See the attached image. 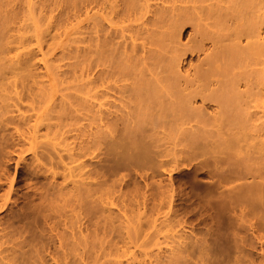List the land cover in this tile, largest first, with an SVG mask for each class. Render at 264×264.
Returning a JSON list of instances; mask_svg holds the SVG:
<instances>
[{
  "label": "bare ground",
  "instance_id": "1",
  "mask_svg": "<svg viewBox=\"0 0 264 264\" xmlns=\"http://www.w3.org/2000/svg\"><path fill=\"white\" fill-rule=\"evenodd\" d=\"M256 1L63 0L61 4L52 0L55 7L62 9L58 10V15L51 6L43 10L41 18L48 21L47 27L38 30L35 20L33 25L36 29L32 27L36 30L35 35L32 34L34 36L28 35L31 30H25L30 38L35 37L33 43V39L23 34L24 30L22 33L21 28H17L18 0H0V52L4 55L0 54V59H4L3 64L0 61V97L7 103L2 102L3 107H0V164L13 161L11 154L18 153L16 140H28L35 149L30 165L34 177L47 179V183L45 180L41 186H35L34 197L39 202L35 206L33 204L31 210L25 208L22 215L23 219L31 217L35 221L29 220L33 223L32 227L20 229L21 233L19 230L6 232L0 219V264H50L49 258L54 264H101L102 258H107L103 264H147L144 259L138 260L136 255L123 261L121 256L125 255L126 249H130L123 246L125 250L119 253L122 250L117 247L119 241L108 237H117L122 233L117 238L125 240V245L138 244L145 235L142 223L146 218L143 221L144 211L141 210L147 207L150 192L147 193L148 189L145 190L137 179L129 188L131 183L125 177L112 178L117 157L114 156L113 162L108 156L118 149V160L122 158L119 156L121 153L127 156L138 152L142 155L143 151L147 154V151L154 152L158 161L154 164L152 160L156 166L151 170L156 168L159 171L154 170L150 175L142 170L147 172L140 173L146 182L161 171L171 176L186 166L182 160L189 152L205 151L207 148L216 153L212 173L215 177L218 175V187L223 188L217 197L223 206L244 198L264 203V0ZM255 2L257 6H254ZM84 22L88 23L83 25ZM185 37H188L186 41ZM65 45L68 52L54 53L55 49ZM35 48L41 57L37 56ZM66 57L73 58V62L60 64ZM195 58L196 63L193 62ZM40 61L46 69L44 73L36 71ZM252 62L259 66L248 68ZM64 66L72 69H59ZM76 73L80 75L78 80L83 87L78 88L79 91L76 89L79 95L74 93L75 98L63 95L59 107L53 106L46 114L38 113L39 110L33 122L32 115H14L16 110L11 108L18 107L19 111V104L24 98L33 102L38 99L40 102L53 100V87L50 85L52 88H47L43 78L67 80L69 74L76 77ZM6 99L13 103H8ZM257 108L263 109V113ZM82 109L86 110L85 114ZM77 113L84 114L79 116L83 120L87 116L90 121L85 127L75 129L77 136L85 137L79 143L62 149L60 143L50 140L51 136L47 141L39 140L42 128L48 134L61 133L66 128L65 119L75 118L77 121L80 118ZM44 115L49 117L44 118ZM18 116L19 121L16 119ZM8 127H12V132L9 135L2 133ZM170 138L174 140L169 141L171 144L166 141ZM24 156L23 151L19 152L17 164L25 160ZM83 157L97 161L87 162ZM247 176L260 180L247 183ZM59 177H62V182L58 181ZM69 184H72L70 188ZM144 185L152 186L149 182ZM12 186L11 183L10 191ZM123 188H127L137 200L134 207L137 205L138 211L133 216L125 210L130 205H125L127 208L122 211L123 204L115 213L111 207L114 202L111 204L105 199L106 195L111 196L118 191L131 197ZM123 190L126 192L122 193ZM155 192L151 193L156 195ZM168 192L162 189L159 208L168 199H164L168 197ZM59 199L71 200L73 211L76 210L75 222L79 224V229L70 228V236L65 231H59L60 225H67L62 219L65 207L61 208ZM158 200L155 199V204L150 201L158 208ZM5 206L0 204V212ZM243 211L238 214L239 217L244 218ZM84 218H87L88 224L83 222ZM116 220L118 225H115ZM84 228L89 231L86 235L83 234ZM100 232L106 240L97 239L99 246L96 241H82L83 236L87 239L100 238ZM16 233L20 234L21 240H17ZM183 236H173V243H176L175 238L178 242L170 251V264H185L190 246L181 247ZM68 238L75 241L73 245L67 242ZM183 239H186L185 236ZM56 242L59 245L55 246ZM79 242H83L87 250L82 255L78 254L79 261L68 260V249L76 251L81 244ZM185 252H188L187 255Z\"/></svg>",
  "mask_w": 264,
  "mask_h": 264
},
{
  "label": "rangeland",
  "instance_id": "2",
  "mask_svg": "<svg viewBox=\"0 0 264 264\" xmlns=\"http://www.w3.org/2000/svg\"><path fill=\"white\" fill-rule=\"evenodd\" d=\"M57 1L61 2V4H63L62 3L63 0H57ZM256 2L259 3L258 0ZM256 2H255L254 6H257ZM151 3L154 4L155 2L151 1ZM18 6H19L18 7V11H19L18 14L19 15L17 16V19H18V21H17L18 27L17 28H21V32H22V30H24L23 31L24 33L22 32L24 35L26 33L28 34V32H25L26 29H27V31L31 30L28 34L30 36L32 34L35 35V31H36L35 26L38 27V30H44L47 27L48 21H45L44 19L41 18L44 15L43 10L45 11L51 6L52 8L55 9L54 11L57 14H55L54 12L53 13L55 15H58V12L62 9V8H60V10H59V8L55 7L52 3V0H18ZM40 12L42 13V15ZM35 20H37V24L35 23L34 24L35 26H34L33 23ZM86 23H88V22H84L83 25H86ZM33 26L35 27L34 30L32 28ZM33 31H34V33H33ZM34 35H32V36H34ZM28 38H30V37L28 36ZM30 39H33V41H32L33 43L35 42V37L30 38ZM187 39H188V37H185L184 40L186 41ZM68 44H66V45H68ZM66 45L64 47H59V48L55 49L54 53L55 54L57 53V55H59L62 51H64L65 53L68 52L67 48H65ZM73 47H74V44H73ZM64 49H66V50H64ZM35 51L37 52V56L41 57V53L37 51V48H35ZM1 52H0V54L3 55ZM57 55L55 56V58L57 57ZM49 57H51V56H49ZM68 58L69 57H66L63 61L60 62V64L64 65V64H68L69 62H73L72 61L73 58L72 59L69 58L71 60H68ZM75 60L76 59H74V61ZM0 61H2V59H0ZM3 61H4V59H3ZM3 61L1 64L4 63ZM36 61L37 60H35L34 62H36ZM193 62L196 63L197 58H195L193 60ZM252 63H253L252 66L250 65L251 67L248 66V68L252 69L253 66H255V68H257L259 66V65H256L255 62H252ZM43 65L44 64L42 61L37 62V67H36L37 70L36 71L39 73H44V71L46 69ZM59 69L63 70V69H72V68L64 66V67L59 68ZM59 69H58V71H60ZM77 70H78V67H77ZM56 71H57V69H56ZM79 73H80V70H79ZM75 76L76 77L73 76L74 77L73 78L71 76V74H69V77H68L69 79H67V80L63 79L64 81L59 77L61 79L60 82H59V78L53 79V80H49L48 78H47L48 79L47 80L46 78H43V80L45 81L44 84L47 86V88L53 87L52 88L54 91L53 100H51L50 102H44V101L40 102L41 100L38 99V100L33 102L31 99L24 98V100L21 101L19 104V111L17 110L18 107L17 108L15 107L16 109L13 107L11 108L13 110H16V111H14L15 114L14 113L13 114L14 115H20L22 113V114H25L27 116L32 115V122H33L34 118L36 117L35 114H37V112L39 110L40 111L38 113L46 114L50 108H53V106L56 107V106L60 105V103H61L60 101H61L63 95L65 96V95L69 94L68 96H71V95L74 96L73 95L74 93H75V95L78 94L79 89H82L81 87H83V83L80 84L81 82L78 80L79 78L81 79L80 75L77 74ZM78 76H79V78H78ZM75 78H77V79H75ZM50 85L52 87H50ZM80 85H82V86H80ZM10 89H12V88H10ZM76 89H78L77 92H76ZM82 92L80 94H82ZM3 94L7 95L8 93L6 91L4 93V91H3ZM11 95H13V94L11 93ZM80 96H82V95H80ZM0 98H1L0 99L1 100L0 107H3L2 102H3V104L4 103L7 104V103L5 101H3L4 99H2V97H0ZM70 98L72 100L73 98H75V96L73 98L72 97H70ZM64 99H66V98H64ZM69 100L70 99H68V101ZM6 101H7V99H6ZM7 102L13 103V101H11L9 99ZM58 107L56 109H58ZM34 108H35V110H34ZM260 108H262V107H260ZM212 109L213 108H211V110ZM257 109H259V108H257ZM260 110L261 109H259V111ZM82 111L85 114L86 110L82 109ZM262 111H263V109L260 112L261 114L263 113ZM52 114H54V113H52ZM84 114H82V115H84ZM86 114H87V112H86ZM79 115H81V114H78L77 117H80ZM47 117H49V116H47ZM47 117L45 116L44 118H47ZM19 118H20V116L16 117L17 121H19ZM80 118H82V117H80ZM80 118H78L79 120L77 119V121L75 118L68 119V120L65 119L64 123H66V125H65L66 128L62 129L63 130V131H61L62 134L59 131V132H56V134H54L55 132H51V133H49L50 134L49 135L47 130L45 128H42L41 132H39V135H40L39 140H41V141L46 140L47 141V138L49 139V137L51 136L50 140H52V141L54 140L56 143H60V145H61L60 148L66 147V149H67L69 147L76 145L77 143L80 142V139L82 137H84V135H82V137L77 136L78 133L75 132V129L80 128V127H85V124L86 125L88 123L90 124V121L87 120V116L85 117L86 119H84V120L82 118L81 119L82 121L80 120ZM51 122H52V119H51ZM67 125L68 126L70 125V126L68 127ZM7 130H8V132H7ZM7 130L3 131L2 133L6 132V134L9 135V133H11L13 129H12V127H10V128L8 127ZM66 132H68V133H66ZM58 133H60L61 136ZM46 134H47V136H46ZM45 137H46V139H45ZM84 138H82V139H84ZM167 139H166L167 142H169L170 140L172 142L174 141L171 138L169 140H167ZM22 141H23L22 139L15 141L17 143L16 150L18 149L16 151V153L17 152L18 153H17V155H15V153L11 154L13 157V161L11 163H7V164H5V163L3 164V162L1 161L3 165L0 164V176L2 179V182L0 183V185H1L0 186V204H3V203L6 204L5 208L0 212V219L2 222L5 223V224L3 223L2 226L6 227V229L4 230L6 232L11 231V230L12 231H15V230L18 231L19 230L18 232H20V229L24 230L26 226H29V227L33 226V223L35 221L33 222L32 218L29 217V220L33 222V223H31L27 218L23 219L22 215L25 213L24 211L27 208H28V210L29 209L31 210L32 207L35 206V204H37V202H39V199L34 197L35 196V188L38 187V185L45 183V180L47 183L46 178H41L40 180H38L36 177H34V174L32 172L33 167L30 165H32V162H33L32 159H33V154H34L35 149L32 147L30 141H28V140L27 141L24 140L23 142ZM169 143L171 144V142H169ZM18 144H20V145H18ZM31 147L33 149L32 151H31ZM38 150H40V148ZM41 150H42V148H41ZM21 151L24 152V155H25L24 157H26V158H25V160H21L20 161L21 163L17 164L19 152H21ZM115 151H117V152L111 153V156H108V157H110L111 160H113V162L115 161V158L117 157V159H116L117 163L115 164L116 169H114L112 171V172H114L112 178L113 179H120V177H123V179H124V177H125V180L129 181L131 183L129 188H131L133 186L132 184H134V181H136V179H137V182H139L140 185L142 184V186L145 187V190L148 189L147 193H148V191H150L148 194L149 198L147 197V203H148L147 207L142 208V210H141V211H144L143 214H146V215L142 214V216H144L143 221L145 218L147 219V220L145 219L146 223L144 221L145 225H144V223H142L143 224L142 229L144 227L143 231L145 230L144 231L145 235L142 236V239L141 238L139 239L140 241H138V244L136 246H135V243H130V245L129 244L125 245V243H126L125 240H123V241H125V242H123L122 238H117V237H120L119 235H121L122 233L118 234L117 237L113 236V235L108 236L109 238L115 237L119 241L120 244H118L117 247H121V249H122V250H120L118 248L120 250L119 253H121L123 250H125L124 249L125 246H127L126 248L130 249V250L126 249V251L124 252L125 255H123V257L121 256V259L123 261H126L127 259L136 255V257H138V260L144 259L147 264H150L151 262H153L151 264H155V263L156 264H170V261H171L170 251H172L173 245L175 246L177 244V242H178L177 238L179 237V234H182L185 236L186 239H183L184 236L181 237L182 238V241H181L182 246L181 247L184 248L185 247L184 245H186L188 247L190 246L187 249L189 253L185 252L186 255H187V253L189 255L186 256L184 254L187 257V259H185V257H184V259L186 260V261L184 260L185 264L187 263V260H188L187 264H264V217H263L264 216V207H262V206H264L263 205L264 203H263V201H260L258 199L256 200L254 198L252 200H251V198H244V199H242V200H240L234 204L229 203L228 205L223 206L221 204V202L218 201V198H219L218 195H220L219 192L223 188H222V186L218 187L219 181L216 180V177L218 179V175H216V177H215V176H213V173H212L215 170L214 169L215 165H214V161H213V156L216 155L215 152L213 153L212 150L210 151L207 148L205 149V151H204V149H202V150L198 149L195 152H189L186 156L183 157V160H182V162L185 163L186 166L181 168L178 172L173 173L170 176L166 172L165 173L163 172L164 174L161 173L162 172L161 171V172H159L161 174V177L159 176L160 174L158 172H156L159 175L154 173L157 176H155L153 179L148 178V180H146V182H145L143 180V178L140 177V173L142 174V173L148 172V174L151 175V172H153L154 170L159 171L156 168H154V170H151L153 167L156 166L154 164L158 161V158H156L157 156L154 157V154H153L154 152L151 154V151H147L148 154L150 153V155H148L147 153H144V151H143L142 155L138 152V153H133V154L127 155V156H124L122 153L121 154L119 153L120 154L119 156H121L123 159L120 157L121 159L118 160L119 159L118 158V152H120V150L118 149ZM115 151H113V152H115ZM114 156H115V158H114ZM3 157H4V155H3ZM147 157H149V158H147ZM83 158L87 162L88 161L89 162H91V161L96 162L97 161V159H94V158L91 159L90 157H83ZM83 158H81V159L83 160ZM132 158H133V161H132ZM210 159H211V161H210ZM152 160L154 161V164H153ZM205 160H207V161H205ZM28 163H29V166H28ZM120 163H123V165L121 164L123 168L121 167ZM5 165H7V166H5ZM142 170L147 171V172H144ZM211 173H212V176H211L212 178L210 177ZM137 175H139V176H137ZM130 180L131 181L133 180V182H131ZM150 180H152V182H151L152 184H150ZM153 180H154V182H153ZM259 180H260V178L254 179L253 177H248L245 179V181L247 183L252 182V181L257 182ZM58 181L62 182L63 181L62 177H59ZM41 182H43V183H41ZM148 182H149V185H152V186H150L151 188L149 186H147L148 187L147 188L144 185V183L148 184ZM155 182L157 183V185ZM2 183H3V185H2ZM11 183L13 184V186H12V190L10 191L9 186ZM70 185L72 186V184L68 185L69 188L71 187ZM155 185L157 187H155ZM213 185L216 187H214ZM153 186L155 189L153 188ZM171 186H173V187H171ZM158 187H160V188H158ZM166 187L169 189L171 188V189L167 190ZM31 188H32V190H31ZM161 188L164 190V192L169 191L168 193H169L170 197L168 194H167L168 197H166L167 195H166V193H164L166 195V196L164 195V197H166L164 199L166 200L168 198L166 201H169L170 199L171 200L169 201L170 204H169V202H166V201H164V203L162 202V205L160 204L161 206L159 208V204H158L159 200L158 199H160V202H161V198H160L162 195L161 194V192H162ZM123 189H125L128 192L127 188H123ZM125 190H123L122 193H125L126 192ZM152 190L154 192L157 190V192H155L156 195H153L154 193L153 194L151 193V192H153ZM158 191H160L159 192L160 196L157 195ZM119 192L120 191L116 192L117 194L111 193L112 197L110 196V194L106 195L105 196L106 201H108L111 204L113 202L115 203V205L113 203V205L111 206L112 210L115 213H118L120 207L124 204L122 211L124 210V208L129 207L125 210H127L128 214L133 216L134 213H136L138 211V209L136 208L137 205L134 207L135 203L137 204V200L135 199V196H133V194L130 195L131 193L128 192L129 195L131 196V197L128 196L129 197L128 198L127 196L121 195ZM128 193H126V195H128ZM149 195L151 196V198ZM122 196L125 197L126 199L125 198L123 199ZM154 197L156 200H158V201H156V204H158V208L160 210L157 207L152 205V202H153V204H155L154 203L155 202ZM134 199H135V201H134ZM149 199L152 200V202ZM59 200L60 201H58V204L61 206V208L63 206L65 207V208H63L64 210L62 211V213H64V218H62V219L66 220V222H67V225H65V226L60 225L59 226V231H65V232H67L68 236H70V233L72 232L71 229L73 227L76 229V231L79 229L78 228L79 224L77 222H75V221H77L76 217H75V211L76 210L74 209V211H73L74 207L71 205V204H73L71 200H69V199L66 201L61 200V199H59ZM123 200L126 202H123ZM131 200L133 202H131ZM70 201H71V203H70ZM64 202H65L66 206L64 205ZM149 202H150V204H149ZM120 203H122V204L120 205ZM127 203H130V204H127ZM167 203L169 206L166 205ZM28 205L31 208H29ZM59 205H58V207H59ZM125 205L126 206L130 205V206L125 207ZM151 205H152V207L157 208L156 211L154 210L155 208L150 207ZM132 207L134 208V210ZM252 207H255V208H252ZM242 210H245V211H243V213H244L243 217L244 218H242V216H240L241 218L238 216V214L241 213ZM122 211H120V212H122ZM174 211H175V213H174ZM238 211H240V212H238ZM251 211H252V213H250ZM160 212H162V213H160ZM149 215H151L152 217ZM86 219L84 218L83 222L86 221ZM241 219L242 220L244 219V220L242 221ZM57 220H58V218H57ZM118 222L119 221L116 220L115 225H118L119 224ZM88 223L89 222L86 221V224H88ZM72 225H74V226H72ZM23 226H24V228H23ZM68 226H69V228H68ZM84 226L85 225H82V227H84ZM29 227H26V230ZM93 229H94V226L91 227V230H93ZM170 229L174 230V232ZM37 230H39V229H37ZM123 231H125V230H123ZM83 232H84L83 234L86 235V234H88L89 231H87L86 228H84ZM16 235L17 236H15V237L18 238L17 240L22 239V238H19L20 234L16 233ZM99 235L101 237L102 236L103 237L101 238L100 236L97 235V237H100V238L94 237V239H95L94 240L93 237H89L87 239L83 236L84 239H82V241H84V243H85V241L90 240L89 243L90 242L92 243V241L99 242L101 239L106 240L103 232H100ZM173 236L177 237V238H175V240H176V243L174 242L175 244L173 243V240H174ZM108 237H107V241L109 240ZM115 238H114V240L116 242H118ZM181 238H180V240H181ZM183 240L185 241V243H183L184 242ZM115 241H114V243H116ZM67 242L70 244L72 243L71 245H73V242H75V241L72 238H68ZM96 242H94V243H96ZM34 243H36V241ZM79 243H81L82 245L80 244L78 247H76V251H75V249L73 250V248L68 249V251L70 252V255L67 258L68 260L69 259H73V260L75 259V261L78 260V258H79L78 254L81 253V255H82L83 251L87 250L86 249L87 246L85 248L83 242H79ZM99 244H100V242L98 243L97 246H99ZM141 244L143 247L141 246ZM57 245H59L58 242H56L55 246H57ZM76 246H77V244H76ZM123 246H124V248H123ZM77 248H78V250H77ZM144 248H145V250H144ZM145 251H147L146 253L149 256L148 255L146 256ZM124 253H122V254H124ZM168 258H170V259H168ZM102 259H101V261H103V262H99L101 264H103L107 258H105L103 260ZM50 260L51 259L49 258L48 263L54 264L53 260H51V261Z\"/></svg>",
  "mask_w": 264,
  "mask_h": 264
}]
</instances>
